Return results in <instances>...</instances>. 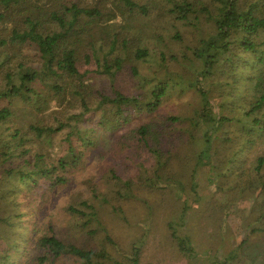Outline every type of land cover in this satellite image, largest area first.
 I'll use <instances>...</instances> for the list:
<instances>
[{
  "label": "trees",
  "instance_id": "obj_1",
  "mask_svg": "<svg viewBox=\"0 0 264 264\" xmlns=\"http://www.w3.org/2000/svg\"><path fill=\"white\" fill-rule=\"evenodd\" d=\"M150 2L155 11L146 20L148 6L135 0H0V264H139L145 234L123 244L100 213L105 207L117 215L122 199L147 204L144 195L175 207L183 193L200 205L195 212L183 201L167 221L193 264L213 250L212 264L236 258L246 238L228 257L216 256L215 242L230 230L225 217L264 234V0ZM158 9L172 20L202 19L208 32L166 59L143 29ZM134 60L149 62L153 74L131 65L133 89L123 92L114 79ZM90 72L108 78L109 93L96 89ZM176 89L191 101L181 113L162 111ZM94 113L95 127H84ZM134 120L124 145L133 159L146 157L145 174L115 176L85 197L69 189L74 200L68 197L55 221V204L98 141V128ZM200 225L209 229L204 252Z\"/></svg>",
  "mask_w": 264,
  "mask_h": 264
},
{
  "label": "rangeland",
  "instance_id": "obj_2",
  "mask_svg": "<svg viewBox=\"0 0 264 264\" xmlns=\"http://www.w3.org/2000/svg\"><path fill=\"white\" fill-rule=\"evenodd\" d=\"M135 1L139 4H146L148 6L150 14L146 16V20L153 17L152 12L154 8H152L150 0ZM158 10L160 15L156 17V21L147 22L149 24L143 29L151 31L152 36L154 34L151 40L155 43L154 46L157 47V50H161L164 53L166 59H168L171 54L180 56L186 46L193 44L197 39L204 37L208 32V24L202 19L196 20L194 17H191L189 22L172 20L169 14L165 13V10ZM133 14L136 17V13ZM139 21L142 22L141 18H138L134 22L138 24ZM99 24H102V26L105 25L104 22H100ZM79 51L82 54L80 57H84V51L80 49ZM98 54L101 56L100 53ZM168 61L171 68H178L177 63L170 60ZM131 65L136 66L140 74H153L152 68L147 61L134 60L126 63V68L119 72L114 79V85L123 92H128L133 89L134 78L131 75ZM88 67L89 69H94L95 65L90 63ZM89 76L90 82L96 89H102L108 93L110 92L111 83L106 76L100 75L97 72H90ZM190 101L191 96L189 93L178 92L177 89L172 90L170 95L164 99L161 110L172 114L181 113ZM51 108H54V106ZM96 116V113L92 114L91 120L84 122V127L94 128L96 125ZM30 118L31 117H29V119ZM137 122V120H134L129 126L127 125L124 128L110 131H103L101 128H98V141L86 150L83 164L72 173V180L68 188L62 190L61 197L55 204L54 210L57 215V218H54L55 221L60 220L65 215L62 211V207L68 201V197H70V201L74 200V198L70 196L69 189L85 197L89 194V189H91L92 186L99 187V189L103 190L105 188L104 184L109 180H111V182H114V180L117 181V178H114L115 176L121 177L130 175L136 178L140 175H136V173L143 172L145 174V170L149 167L144 164L146 157L140 153V158L133 159L131 149L129 146L124 145L129 140L128 135L130 129L137 124ZM67 130L68 128L66 127L54 136V146H57L61 142V137ZM120 134L123 137H121ZM202 189L205 192L207 186L203 185ZM138 193L140 192H133L134 195ZM144 197L148 200L147 204H143L139 200L134 199L135 197H133L134 201L132 200V203H124L126 201L122 199L120 201L122 210H119L117 215L109 213L105 207L102 208L100 216L103 217L102 221L105 223L104 225H107L108 229L113 232L112 238L124 244L131 242L133 239H138L142 234H145V243L142 247V255L139 264H193V262L188 261L178 251L174 241L169 235L167 221L172 220L171 217H176L178 211L181 209L183 201L192 205L195 212L199 210L200 205L191 201L186 195H183V193L175 195V201L177 200L179 203L175 205V207H170L166 203L168 200L162 202L160 195H144ZM263 197L264 196L261 195L258 199L260 200ZM242 205L247 209V204ZM103 210L107 213L104 214ZM111 212L113 211L111 210ZM45 213L49 215V209L45 211ZM194 216V219H196L197 215ZM225 218L226 221L224 226L227 224L230 230L224 227V233H222L220 237L222 240L215 242V244L218 245V250H216L218 260L221 261L228 257L230 255L229 252L237 248L238 244H241L243 239L246 238L243 245L236 250V258L230 260L229 264H264V234L251 235L249 233V228L242 227L237 217ZM200 221L203 222L202 220ZM208 232L209 229L201 226V230L197 236V239L201 241L197 245L198 249H200L199 252L207 251L205 246L208 244L206 241L208 239L205 237L206 240H204L203 237L206 236ZM30 246L31 240L28 241L26 251L22 258H26ZM213 252H215V250L210 252L211 255L214 254ZM211 255L208 256L209 259L201 257L203 259L200 258V260L195 261L194 264H200V262H203L202 264H212L210 261L212 258Z\"/></svg>",
  "mask_w": 264,
  "mask_h": 264
}]
</instances>
